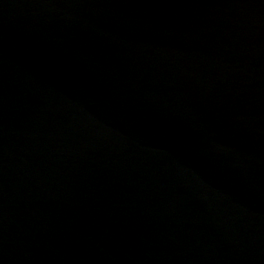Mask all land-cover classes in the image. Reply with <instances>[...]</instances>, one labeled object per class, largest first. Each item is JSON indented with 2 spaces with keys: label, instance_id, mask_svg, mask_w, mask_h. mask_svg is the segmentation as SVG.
Masks as SVG:
<instances>
[{
  "label": "water",
  "instance_id": "obj_1",
  "mask_svg": "<svg viewBox=\"0 0 264 264\" xmlns=\"http://www.w3.org/2000/svg\"><path fill=\"white\" fill-rule=\"evenodd\" d=\"M0 264H264V0H0Z\"/></svg>",
  "mask_w": 264,
  "mask_h": 264
}]
</instances>
